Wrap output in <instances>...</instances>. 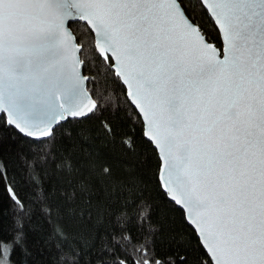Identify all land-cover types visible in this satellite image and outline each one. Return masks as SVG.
<instances>
[{
	"label": "snow or ice",
	"instance_id": "1",
	"mask_svg": "<svg viewBox=\"0 0 264 264\" xmlns=\"http://www.w3.org/2000/svg\"><path fill=\"white\" fill-rule=\"evenodd\" d=\"M196 3L219 45L192 0H0V125L45 139L63 121L95 115L104 105L88 91L95 80L81 59L90 48L142 123L156 150L159 187L191 230L190 242L175 233L162 248L164 229L151 211L139 199L125 201L88 248L78 239L69 244L62 224L53 227L65 245L61 262L264 264V0ZM50 158L29 156L24 172L33 187L42 186L34 174ZM99 174L123 183L108 166ZM19 187L0 161V214L8 201L17 217L10 231L0 227V264H21L13 257L26 251L31 202ZM126 187H135L131 179ZM93 198L83 177L63 204L43 201L42 214L50 219L55 208L91 220Z\"/></svg>",
	"mask_w": 264,
	"mask_h": 264
},
{
	"label": "trees",
	"instance_id": "2",
	"mask_svg": "<svg viewBox=\"0 0 264 264\" xmlns=\"http://www.w3.org/2000/svg\"><path fill=\"white\" fill-rule=\"evenodd\" d=\"M196 14H200L196 0H192ZM201 15V22L208 26L209 38L219 45L215 28ZM88 70L85 75L94 78L95 83L88 84L90 93L97 104L103 102L90 118L73 119L62 123L54 131V136L35 141L21 135L11 127L0 125V134L4 137V148L0 151V161L20 182L19 194L30 201V216L24 220L27 231L26 251H17L13 257L21 264H70L67 259H59L65 245L56 239L53 227L60 231L64 226L62 237L76 247L75 239L88 248L98 234L110 229V219L125 201L131 203L139 199L144 212L150 210L153 221L164 229L160 244L166 243L175 233H183L184 241H191L190 229L183 222L182 210L172 203L160 189L157 181L158 158L156 150L144 136L145 129L134 111L128 107L123 89L114 84L107 75V69L95 61L89 48L82 56ZM102 98V99H101ZM110 129V131H106ZM51 153V158L44 167L42 175L34 174V179L42 186H32L24 172L29 156L35 161L37 155ZM35 154V155H33ZM65 161L71 168L65 167ZM108 166L114 178H121L123 183L116 185L100 176L99 168ZM83 177L91 181L94 194V214L91 220L70 218L53 208V217L46 218L42 209L49 204H63L66 195L75 190L76 182ZM23 179H28L25 184ZM132 180L135 187L127 188ZM142 198V199H141ZM0 214V227L10 231L17 217L8 201L3 202ZM99 212V219L96 217ZM132 237H138V221L132 220L128 225ZM52 233V235H49ZM89 259V257H86Z\"/></svg>",
	"mask_w": 264,
	"mask_h": 264
},
{
	"label": "water",
	"instance_id": "3",
	"mask_svg": "<svg viewBox=\"0 0 264 264\" xmlns=\"http://www.w3.org/2000/svg\"><path fill=\"white\" fill-rule=\"evenodd\" d=\"M81 59H82V57H81ZM87 89H88V85H87ZM89 91V90H88ZM81 119H84V118H81ZM69 120H73V119H69ZM68 121V120H67ZM67 121H63V122H61V124L62 123H65V122H67ZM60 124V125H61ZM60 125H57L56 126V128L58 127V126H60ZM55 128V129H56ZM24 137H26V138H29V139H32V140H35V141H44V140H47V139H49V138H45V139H36V138H32V137H27V136H24ZM51 138V137H50ZM168 198H169V200L171 201V199H170V197L169 196H167ZM172 203H174L173 201H171ZM175 204V203H174ZM176 205V204H175ZM178 208H180L178 205H176Z\"/></svg>",
	"mask_w": 264,
	"mask_h": 264
}]
</instances>
